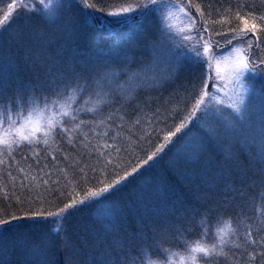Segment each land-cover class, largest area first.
<instances>
[{
    "label": "snow or ice",
    "instance_id": "6c2138e0",
    "mask_svg": "<svg viewBox=\"0 0 264 264\" xmlns=\"http://www.w3.org/2000/svg\"><path fill=\"white\" fill-rule=\"evenodd\" d=\"M16 3L0 179L26 194L0 210V264H264V0ZM85 210L81 238L66 225Z\"/></svg>",
    "mask_w": 264,
    "mask_h": 264
},
{
    "label": "rangeland",
    "instance_id": "374dc122",
    "mask_svg": "<svg viewBox=\"0 0 264 264\" xmlns=\"http://www.w3.org/2000/svg\"><path fill=\"white\" fill-rule=\"evenodd\" d=\"M14 2H15V0H0V19L3 18V15L7 14V12H8L7 5L9 3H14ZM32 2H33V0H19V3H16V8H20L21 4L30 5ZM135 2H136V0H93V1L90 0V1H88V3L95 4L97 8L105 7L106 10H112L116 7H119L122 4L127 5V4H133ZM193 2H200V0H193ZM84 11H91V10L90 9H84ZM21 14H22V10H21V13H17V16H18L17 24L19 23V16ZM192 15L198 16V14L194 10H192ZM5 23H7V21H5ZM168 23L173 26L174 31L184 30L185 32H188L191 35H195L194 32L189 31L188 22L185 19L184 15L181 13H178L176 15L175 19L168 21ZM15 26L16 25H13V27H15ZM85 28L87 30V34L90 37L96 36L95 30H88L87 25H85ZM123 31H126V30H123ZM97 46L102 50H107L111 45L106 48V46H104V41L99 40L97 43ZM222 67H223V64H222ZM222 75L224 76V79L221 82V85L224 88V91L227 92L231 88V84H230L229 80L227 79L228 73H227L226 69L222 72ZM221 96L223 97V93H221ZM164 171L170 172V169L168 168L166 163L162 162L161 165H159V166H157V168L153 169L152 174L163 175ZM175 178H177V177H175ZM178 182L180 184H183L182 180H179ZM124 195L126 198L128 197L127 192ZM73 221L77 222L78 225H80L79 229H78V231H74L72 229H69V232L73 233L75 235H79L81 238H83L86 235V233H84V232H88L89 230L93 229V225L91 223V216L89 215V212L87 210H85L82 213H78L75 216L71 217L68 221V224L72 223ZM53 227H56V225H53ZM80 229H82V231H80ZM257 251H259V249H257Z\"/></svg>",
    "mask_w": 264,
    "mask_h": 264
},
{
    "label": "trees",
    "instance_id": "16d2710c",
    "mask_svg": "<svg viewBox=\"0 0 264 264\" xmlns=\"http://www.w3.org/2000/svg\"><path fill=\"white\" fill-rule=\"evenodd\" d=\"M90 1V0H88ZM93 1V0H92ZM126 30L127 29H123ZM104 41V46L109 47L111 45V41L109 40H102ZM19 157H17L18 159ZM13 175L17 176V181L16 183H19V180L21 179L20 175L14 170L13 171ZM163 176H165L170 183H172L173 185L177 186L178 189L183 187V184H180L178 181L181 180L178 176L175 175V173L173 174V172H163ZM177 177V178H175ZM13 182L7 177L6 172L3 173L2 175V179H0V210H7V211H11L12 207H10V200H14V196L15 195H19L21 197H23L26 193H24L23 191L19 190V189H13L11 187V184ZM130 223H134V217L130 218ZM67 228L72 229L74 231H78L79 226L77 222H72L70 224L67 223ZM80 231H82V229H80ZM87 233V232H84ZM255 235V234H254ZM60 259H62V254H58L57 255V260L59 261Z\"/></svg>",
    "mask_w": 264,
    "mask_h": 264
}]
</instances>
